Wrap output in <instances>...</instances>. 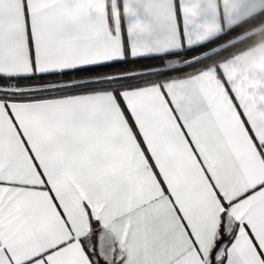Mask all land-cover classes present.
<instances>
[{
  "label": "snow or ice",
  "instance_id": "6c2138e0",
  "mask_svg": "<svg viewBox=\"0 0 264 264\" xmlns=\"http://www.w3.org/2000/svg\"><path fill=\"white\" fill-rule=\"evenodd\" d=\"M0 264H264V0H0Z\"/></svg>",
  "mask_w": 264,
  "mask_h": 264
}]
</instances>
